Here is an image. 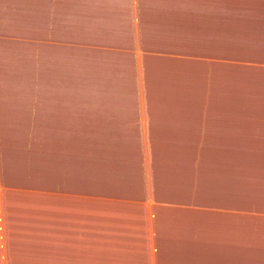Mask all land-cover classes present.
Masks as SVG:
<instances>
[{
	"label": "crops",
	"instance_id": "crops-1",
	"mask_svg": "<svg viewBox=\"0 0 264 264\" xmlns=\"http://www.w3.org/2000/svg\"><path fill=\"white\" fill-rule=\"evenodd\" d=\"M81 62H162L186 82L226 85L228 107L162 114L148 100L133 107L138 95L71 92ZM141 155L149 205L137 214L153 264H264V0H0V242H28L20 197L49 173L50 245L83 256L91 199L109 198L90 180L129 167L143 178ZM172 189L176 204L160 197Z\"/></svg>",
	"mask_w": 264,
	"mask_h": 264
},
{
	"label": "rangeland",
	"instance_id": "rangeland-1",
	"mask_svg": "<svg viewBox=\"0 0 264 264\" xmlns=\"http://www.w3.org/2000/svg\"><path fill=\"white\" fill-rule=\"evenodd\" d=\"M80 64L69 69L70 74H72L69 76L73 79L72 82L68 83L71 92H120L128 93L132 97L138 95L137 100H132L133 107H137L138 104L141 106L145 100H148L152 107L160 109L162 114H165L164 108L173 110L186 107L195 108L196 106L228 107L225 102L226 85L186 82L184 76L181 77L178 73L177 67L172 68L168 65L165 67L162 62L148 67H89L82 66L83 62ZM24 81L22 76L19 87L23 91H29L30 89L27 88V83ZM60 83L61 81H54L47 86L49 90L56 91V87L60 86ZM61 86H63V90H67L65 83ZM31 87L36 90L34 83ZM201 96L203 100H201ZM211 99H213L212 102ZM235 103L236 106H239L237 101ZM167 118L177 119L176 117ZM139 165L143 178H132L134 175L138 176V174H134L137 170L132 169L131 173L130 167L127 166L128 169L124 168L118 172L123 176L122 179L90 180L91 187H95L93 184L98 186L101 183L104 185V182L108 183L109 198L99 199L101 202L97 201L98 199H91L90 213L95 219L92 223H95L96 229H92L91 235L89 234L90 244L85 247L87 252L83 256L78 255L77 251L79 250H74L70 245L61 244L55 247L50 245L49 224L44 222L45 219L49 221L50 213L42 209L46 205L49 207L52 199L49 173L48 175L45 174L44 179L27 181L31 186L28 185L25 189L36 191L33 194L27 193L20 197L22 201L21 211L23 212L18 217L22 218H19L20 224L25 225L26 230H31L32 233L25 234L27 237L24 240H28L26 243L18 241L17 238L6 244L0 242V264H153L154 262L149 257L151 248L149 249L147 243L148 239L153 241L151 229L149 227L145 230L146 217L137 214L138 209L145 212L149 205L146 162L143 161L142 155ZM112 181H118V195L116 197H112L110 194L113 191V187L110 186L114 184ZM177 189L166 190L165 192L168 194L164 196L160 194V197L168 198L176 204L178 203L176 200L180 197V189ZM119 193H123L125 196H121ZM52 197L55 200L57 196L52 195ZM119 200L127 201L123 203ZM132 201L134 203L128 206L127 202ZM85 215H87V211ZM99 216H101V221L98 219ZM99 224L103 226L102 230L99 229ZM16 229L17 227L11 231L15 232ZM109 231L115 233L106 234ZM140 232H145V237L134 239V236L139 235ZM145 239L146 244L144 245ZM101 252L103 254L101 256H104L105 259L100 258ZM77 256L85 258L78 260Z\"/></svg>",
	"mask_w": 264,
	"mask_h": 264
}]
</instances>
